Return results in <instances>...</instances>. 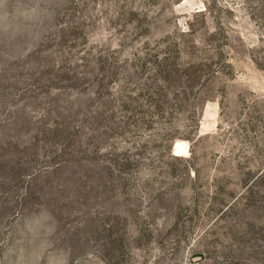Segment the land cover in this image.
<instances>
[{
    "label": "rangeland",
    "instance_id": "374dc122",
    "mask_svg": "<svg viewBox=\"0 0 264 264\" xmlns=\"http://www.w3.org/2000/svg\"><path fill=\"white\" fill-rule=\"evenodd\" d=\"M0 264H264V0H0Z\"/></svg>",
    "mask_w": 264,
    "mask_h": 264
}]
</instances>
